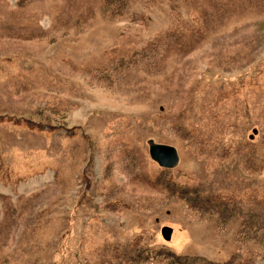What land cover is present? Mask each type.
Listing matches in <instances>:
<instances>
[{
    "label": "rangeland",
    "instance_id": "obj_1",
    "mask_svg": "<svg viewBox=\"0 0 264 264\" xmlns=\"http://www.w3.org/2000/svg\"><path fill=\"white\" fill-rule=\"evenodd\" d=\"M0 264H264V0H0Z\"/></svg>",
    "mask_w": 264,
    "mask_h": 264
},
{
    "label": "water",
    "instance_id": "obj_2",
    "mask_svg": "<svg viewBox=\"0 0 264 264\" xmlns=\"http://www.w3.org/2000/svg\"><path fill=\"white\" fill-rule=\"evenodd\" d=\"M150 156L156 161L160 167L165 169H174L180 163V155L177 149L170 145L158 144L153 140L149 141ZM173 229L166 227L163 229V236L170 241L172 238Z\"/></svg>",
    "mask_w": 264,
    "mask_h": 264
}]
</instances>
